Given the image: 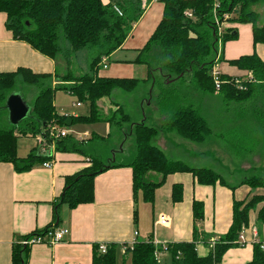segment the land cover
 Returning <instances> with one entry per match:
<instances>
[{"label": "trees", "instance_id": "trees-1", "mask_svg": "<svg viewBox=\"0 0 264 264\" xmlns=\"http://www.w3.org/2000/svg\"><path fill=\"white\" fill-rule=\"evenodd\" d=\"M158 1L163 5L162 16L132 60L133 63L145 65L147 69L146 77L138 79L103 76L99 70L103 66V59L121 47L141 17V0H0V12L6 16L5 27L13 38L25 41L53 61L61 57L66 68L63 71L55 67L51 73H39L19 66L12 71L0 72V117L6 110V98L17 83L37 89L29 115L17 125L0 127V162H9L15 171L23 172L51 160L52 156L42 152L36 141L27 155L18 156V136L41 137L47 149L52 144L56 151H77L89 158V166L65 176L63 190L56 200L57 207L60 203L73 208L80 203L91 202L94 176L118 165L103 163L96 149L88 144L92 139L103 141L108 134L105 137L92 134L86 141L68 132L64 136H54L55 131L68 129L77 123H129L126 132L133 137L134 153L123 165L131 168L135 198L140 195L145 202H152L155 189L165 182L167 175L175 172L189 173L197 183L203 185L216 182L226 184L222 175L214 169L170 159L152 143L160 130L174 132L191 142H204L211 129L207 120L193 106L176 108L158 128L143 121L132 122L122 106L112 101L113 107L104 112L98 106V101L110 97L115 89L131 92L141 82L153 84L156 72L168 81L189 76L190 82L201 93L220 95L223 101L239 104L242 109L243 103L257 93L264 97V61L256 53L227 60L229 64L246 71L245 76L219 72L216 75L219 85L216 87L213 75L215 65L223 60L222 45L237 34L234 27L221 30L222 22L248 23L251 25L253 43H264V0ZM81 50L86 51L87 70L76 73L71 67L76 53ZM56 90L67 92L78 103H87V114L59 112L53 104ZM117 113L120 114L119 120L114 119ZM243 184L251 189H264V176L246 175L236 183ZM182 195V184L173 183L171 201H181ZM251 211L256 213L257 225L264 224V193L252 194L242 200L233 199L232 219L227 231L211 238L197 225L203 219V203L193 200L192 239L169 242L162 247L169 255L170 264H220L227 249L243 244L239 241V234L248 224ZM56 217L57 210L54 212ZM55 228L54 223L48 224L41 230L17 238L12 244L10 264H27L30 245L22 241L32 237L44 239ZM198 242L210 244L206 255L198 254ZM123 246V253L129 255L131 264H159L157 252L160 247L152 239L135 240ZM91 264H116L115 244H106L105 251L95 245ZM246 264H264V242H253L252 257Z\"/></svg>", "mask_w": 264, "mask_h": 264}, {"label": "crops", "instance_id": "crops-1", "mask_svg": "<svg viewBox=\"0 0 264 264\" xmlns=\"http://www.w3.org/2000/svg\"><path fill=\"white\" fill-rule=\"evenodd\" d=\"M141 4V17L133 25L121 47L103 59L100 75L128 77L118 76L121 72V66L118 65L132 62L163 11V5L158 0H141ZM5 19V14L0 12V72L12 71L19 66L39 73L53 72L54 61L25 41L14 39L5 27ZM227 27H234L237 34L234 39L222 45L223 60L214 68L228 75L245 76L246 71L229 64L227 60L256 53L264 61V43H253L252 29L248 23L232 24L224 21L220 24L221 30ZM128 51L135 53V56L127 59L120 55ZM111 57L116 62V68L112 69L113 75H109V71L103 72L104 69H109L108 61ZM100 101H103L102 104ZM98 106L108 112L112 102L106 97L98 101ZM72 114L79 115L75 112ZM107 125L106 135L108 134L109 139V124ZM92 134L84 130L81 140L86 141ZM128 136V132H125L124 138L119 142L117 152L121 155H124L123 145ZM117 152L113 153L108 162L118 165L94 176L92 201L80 203L73 208L64 203L57 207L56 200L63 190L65 176L89 166L87 156L77 151L54 150L50 166L36 164L23 172L15 171L9 162H0V264H10L12 244L17 238L52 223L56 225L55 230H67L63 239L52 245L45 241L30 245L27 264H91L94 246L109 243L116 246V264H125L124 257L127 254L123 253V245L148 238L160 247L157 252L158 263L167 264L169 261L170 264L169 255L163 249L165 245L192 239L193 200L203 203V219L197 225L205 234L215 238L224 234L231 223L233 199L242 200L252 194L264 193L262 188L251 189L247 185L230 182H226L227 185L219 182L203 185L197 183L189 173L175 172L167 175L165 182L155 189L153 201L145 202L140 195L136 198L133 195L132 171L129 166L123 165L130 159L117 161ZM168 178L170 182H167ZM175 182H180L183 187L179 202H172L170 199L171 186ZM161 216L167 219L165 223L160 222ZM255 217V211H251L249 222L241 231L243 244L227 249L220 264H246L252 257L253 242H264V224L257 227ZM196 249L199 255H206L210 244L198 242Z\"/></svg>", "mask_w": 264, "mask_h": 264}, {"label": "rangeland", "instance_id": "rangeland-1", "mask_svg": "<svg viewBox=\"0 0 264 264\" xmlns=\"http://www.w3.org/2000/svg\"><path fill=\"white\" fill-rule=\"evenodd\" d=\"M120 55L128 59L134 57L135 53L128 51ZM86 57L84 50L76 53L74 64L71 67L76 73H83L87 70ZM54 63L55 67L66 70L61 57H58ZM115 64L116 62L111 57L108 61L109 69H104L103 72L109 71V75H113L112 69L116 68ZM118 66H121L118 76L138 79L146 77L147 69L143 64L127 61ZM13 92L20 94L31 107L37 89L34 86L17 83ZM108 98L109 102L121 105L124 113L131 116L132 122L143 121L147 125L158 128L176 108L191 105L207 120L211 129V133L204 142H191L182 139L174 132L168 133L160 130L152 143L162 149L170 159L182 160L191 166L214 169L222 175L226 182L237 183L242 177L251 174L264 176V97L259 93L247 103H243L242 109L239 104L223 101L220 95L201 93L195 84L190 82L189 76L168 81L163 80L156 72L155 83L141 82L131 92L115 89ZM102 102L100 101V104ZM76 103L78 102L75 97L67 92L55 91L53 104L59 112L86 114L87 103L75 105ZM101 108L104 111V108ZM114 119L119 120L120 114L117 113ZM7 125H9L8 112L5 110L0 117V127ZM120 125L118 123L109 125V139L88 141L89 146L96 149V154L101 157L103 163H108V159L118 151L119 142L124 138L123 132L127 131L129 123L121 122ZM107 127V123L102 121L86 122L77 123L67 131L75 138L83 137L84 130H87L89 134L95 133L105 137ZM34 146V137H17L18 156L27 155ZM123 152L124 155L118 152L115 154L117 161H126L133 156L134 142L131 135L123 145ZM167 182H170V178ZM124 259L125 264H131L129 255Z\"/></svg>", "mask_w": 264, "mask_h": 264}, {"label": "built area", "instance_id": "built-area-1", "mask_svg": "<svg viewBox=\"0 0 264 264\" xmlns=\"http://www.w3.org/2000/svg\"><path fill=\"white\" fill-rule=\"evenodd\" d=\"M118 11V10H117ZM219 72L217 70H215V68L213 69V75H214V82H215V85L216 87H218L219 85V80L217 79L216 75L218 74ZM75 105H79V103H76ZM52 133V132H51ZM66 133L65 130H57L55 131L53 134L55 137H58V136H64ZM84 136V135H83ZM82 137H79L78 139H81ZM36 142L38 143L39 145V149L42 151V152H45L46 154H49L50 156H52L53 154V146L52 144L50 145V147L47 149L46 148V145L45 143L43 142V140L41 139V137H36L35 138ZM47 150V151H46ZM52 163L51 160H48V161H44L42 162V165L44 167H48L50 166V164ZM167 221V219L164 217V216H161L160 217V222L161 223H165ZM66 229H58V230H53V231H50L47 233V235L44 237V239L40 238V237H32V238H29V239H26V240H23L22 243L23 244H28V245H32L34 243H37V242H47L48 244L52 245L56 242H59L60 240L63 239V236L64 234L66 233ZM239 241L241 243H243V235H242V232L239 234ZM98 248L101 250V251H105L106 250V244H99L98 245ZM123 252L125 250V247L123 246Z\"/></svg>", "mask_w": 264, "mask_h": 264}, {"label": "water", "instance_id": "water-1", "mask_svg": "<svg viewBox=\"0 0 264 264\" xmlns=\"http://www.w3.org/2000/svg\"><path fill=\"white\" fill-rule=\"evenodd\" d=\"M5 109L8 112V121L11 125H17L22 119L29 115L31 107L24 98L17 93L11 92L5 101Z\"/></svg>", "mask_w": 264, "mask_h": 264}]
</instances>
